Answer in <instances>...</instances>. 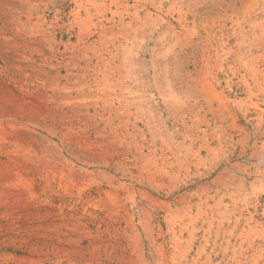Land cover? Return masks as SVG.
Returning a JSON list of instances; mask_svg holds the SVG:
<instances>
[{
	"label": "rangeland",
	"instance_id": "rangeland-1",
	"mask_svg": "<svg viewBox=\"0 0 264 264\" xmlns=\"http://www.w3.org/2000/svg\"><path fill=\"white\" fill-rule=\"evenodd\" d=\"M262 109L264 0H0V264H264Z\"/></svg>",
	"mask_w": 264,
	"mask_h": 264
},
{
	"label": "bare ground",
	"instance_id": "bare-ground-1",
	"mask_svg": "<svg viewBox=\"0 0 264 264\" xmlns=\"http://www.w3.org/2000/svg\"><path fill=\"white\" fill-rule=\"evenodd\" d=\"M96 4H98V3H96ZM100 4H101V3H100ZM104 5H105V4H104ZM97 8H98V7H97ZM260 22H261V21H260ZM254 23H255V22H254ZM242 30H243V29H242ZM104 32H105V31H104ZM101 33H102V32H101ZM99 35H100V33H99ZM239 44H240V42H239ZM8 46H9V45H8ZM101 52H102V51H101ZM107 53H108V52H107ZM112 55H113V54H112ZM99 56H101V55H99ZM104 58H105V57H104ZM113 58H114V57H113ZM102 59H103V58H102ZM100 60H101V59H100ZM104 60H105V59H104ZM101 61H102V60H101ZM259 61H260V60H259ZM99 62H100V61H99ZM88 63H90V62H88ZM103 63H104V62H103ZM100 64H101V63H100ZM105 64H106V62H105ZM97 65H98V64H97ZM106 65H107V64H106ZM249 65H250V64H249ZM85 66H86V65H85ZM89 66H90V65H89ZM101 66H102V65H101ZM107 66H108V65H107ZM258 66H259V65H258ZM103 67H104V66H103ZM105 67H106V66H105ZM109 68H110V67H109ZM249 68H250V67H249ZM94 69H95V68H94ZM103 69H104V68H103ZM115 69H116V68H115ZM92 70H93V69H92ZM97 70H98V69H97ZM256 70H257V69H256ZM100 72H101V71H100ZM253 72H254V71H253ZM101 73H102V72H101ZM102 75H103V74H102ZM242 75H243V74H242ZM98 76H99V74H98ZM254 76H255V75H254ZM96 77H97V76H96ZM252 77H253V76H252ZM248 78H250V77L248 76ZM256 80H257V79H256ZM258 80H259V79H258ZM244 81H245V80H244ZM244 81H243V82H244ZM246 82H247V81H246ZM84 85H85V84H84ZM245 85H246V84H245ZM250 88H251V87H250ZM250 88H249V89H250ZM260 88H261V87H260ZM249 89H248V90H249ZM252 95H254V94H252ZM253 101H254V100H253ZM2 102H3V101H2ZM258 102H260V101H258ZM253 106H254V105H253ZM259 108H260V107H259ZM256 109H257V108H256ZM262 110H263V109H262ZM256 111H257V110H256ZM263 111H264V110H263ZM263 113H264V112H263ZM255 114H256V113H255ZM257 115H258V114H257ZM258 116H260V115H258ZM260 119H261V118H260ZM257 120H258V119H257ZM4 135H5V134H4ZM154 141H155V140H154ZM154 141H153V142H154ZM19 143H20V142H19ZM14 144L17 145L18 143H14ZM24 144H25V143H24ZM128 144H129V143H128ZM152 144H153V143H152ZM0 145H1V144H0ZM28 145H29V144H28ZM135 145H136V144H135ZM153 145H154V144H153ZM10 146H11V145H10ZM14 147H15L16 150H17V147H16V146H14ZM20 147H22V144H21ZM28 147H29V146H28ZM155 147H156V146H155ZM6 148H8V147H6ZM15 148H14V149H15ZM26 148H27V147H26ZM139 148H140V147H139ZM153 148H154V147H152V149H153ZM12 149H13V148H12ZM14 149H13V150H14ZM24 149H25V147H24ZM24 149H23V150H24ZM149 149H150V148H149ZM16 150H14V151H16ZM139 150H140V149H139ZM139 150H138V151H139ZM17 151H18V150H17ZM17 151H16V155L19 156V155H18L19 152L17 153ZM28 151H29V150H28ZM140 151H141V150H140ZM153 151H154V149H153ZM26 154H27V152H26ZM33 154H34V153H33ZM138 154H139V153H138ZM172 154H175V153H172ZM31 155H32V154H31ZM34 155H35V154H34ZM25 158H28V157H25ZM139 158H140V157H139ZM19 159H20V158H19ZM164 159H165V158H164ZM29 160H30L31 162H33V163L38 162V160H37L35 157H32V156H31V158H29ZM166 160H167V159H166ZM39 162H40V161H39ZM46 162H48V161H45L44 164H46ZM48 163H49V162H48ZM36 164H37V163H36ZM36 164H35V165H36ZM0 165H1V164H0ZM39 165H40V164H39ZM3 167H4V166H3ZM3 167H2V168H3ZM5 167H6V166H5ZM44 167H45V166H44ZM51 167H53V165H51ZM48 168H49V167H48ZM49 169H50V168H49ZM8 170H10V169L8 168ZM0 172H2L1 169H0ZM245 197H246V196H245ZM259 198H260V197H259ZM189 200H190V199H188V201H189ZM254 200H255V199H254ZM184 201H185V200H184ZM220 201H221V200H220ZM220 201H218V202L220 203ZM185 202H186V201H185ZM185 202H184V203H185ZM244 204H245V203H244ZM250 204H251V203H250ZM254 204H255V203H254ZM246 206H247V205H246ZM249 206H250V205H249ZM191 208H192V207H191ZM169 209H170V208H169ZM222 212H223V211H222ZM263 212H264V211H263ZM263 212H262V213H263ZM220 213H221V211H220ZM252 213H253V212H252ZM108 214H109V213H108ZM167 215H168V214H167ZM214 215H215V214H214ZM220 215H221V214H220ZM225 215H226V213H225ZM248 215H249V214H248ZM173 216H174V215H173ZM175 216H176V215H175ZM227 216H228V215H227ZM181 218H182V217H181ZM210 218H211V217H210ZM247 218H248V217H247ZM166 219H167V218H166ZM170 219H172V218H170ZM208 219H209V218H208ZM250 219H251V218H250ZM256 219H257V218H256ZM167 220H169V219H167ZM181 220H182V219H181ZM183 221H184V220H183ZM210 221H211V220H210ZM222 221H223V220H222ZM256 221H257V220H256ZM180 222H182V221H180ZM238 222H239V221H238ZM258 222H259V221H258ZM213 223H214V222H213ZM215 223H216V222H215ZM218 223H221V222H218ZM255 223H256V222H255ZM167 224H168V223H167ZM210 224H211V223H210ZM221 224H223V223H221ZM235 224H236V223H235ZM235 224H234V225H235ZM239 224H240V223H239ZM247 224H248V223H247ZM253 224H254V223H253ZM258 224H259V223H258ZM206 225H207V224H206ZM212 225H214V224H212ZM217 225H218V224H217ZM256 225H257V224H256ZM256 225H255V226H256ZM246 226H247V225H246ZM263 226H264V225H263ZM211 227H212V226H211ZM236 228H238V227H236ZM253 228H254V226H253ZM255 228H257V227H255ZM261 228H262V225H261ZM170 229H171V228H170ZM217 229H218V228H217ZM220 229H221V228H220ZM263 229H264V228H263ZM208 230H209V227H208ZM210 230H211V229H210ZM221 230H222V229H221ZM225 230H226V229H225ZM255 230H256V229H255ZM171 231H172V230H171ZM232 231H233V230H232ZM245 231H246V230H245ZM207 232H208V231H207ZM227 232H228V231H227ZM118 233H119V232H118ZM172 233H173V232H172ZM177 233L179 234V232H177ZM229 233H232V232L229 231ZM235 234H236V233H235ZM239 234H242V233H239ZM176 235H177V234H176ZM217 236H218V231H217ZM257 236H258V234H257ZM240 237H241V236H240ZM253 237H254V236H253ZM236 239H237V238H236ZM242 239H243V238H242ZM245 239H246V238H245ZM251 239H252V238H251ZM251 239H250V240H251ZM258 239H259V238H258ZM262 239H263V238H262V236H261V240H262ZM243 240H244V239H243ZM253 240H254V238H253ZM239 242H240V241H239ZM241 242H242V241H241ZM248 242H249V241H248ZM174 243H175V242H174ZM180 243H181V242H180ZM234 243H235V242H234ZM244 243H245V242H244ZM245 244H246V243H245ZM259 244H260V243H259ZM234 245H235V244H234ZM239 245H240V244H239ZM239 245H238V246H239ZM246 245H247V244H246ZM176 246H177V245H176ZM180 246H181V245H180ZM247 246H248V245H247ZM249 246H250V245H249ZM99 247H100V246H99ZM233 247H234V246H233ZM239 247H240V246H239ZM243 247H244V246H243ZM160 248H161V247H160ZM133 249H134V248H133ZM161 249H162V248H161ZM235 249H236V248H235ZM235 249H234V250H235ZM245 249H246V248H245ZM177 250H178V249H177ZM161 251H162V250H161ZM170 251H171V250H170ZM237 251H238V250H236V252H237ZM245 251H246V250H245ZM166 252H167V250H166ZM243 252H244V250H243ZM257 252H258V251H257ZM162 253H163V252H162ZM167 253H169V252H167ZM167 253H166V254H167ZM238 253H239V252H238ZM238 253H237V254H238ZM255 253H256V252H255ZM159 254H160V253H159ZM176 255H177V254H175V256H176ZM231 255H232V254H231ZM235 256H236V255H235ZM242 256H243V255H242ZM244 256H245V255H244ZM244 256H243V257H244ZM246 256H247V255H246ZM135 257H136V256H135ZM161 257H162V256H161ZM167 257H168V256H167ZM172 257H173V256H172ZM231 257H232V256H231ZM259 257H260V256H259ZM169 258H170V257H169ZM169 258H167V259H169ZM253 258H254V257H253ZM231 259H232V258H231ZM233 259H234V258H233ZM254 259H255V258H254ZM161 260H162V259H161ZM228 260H229V259H228ZM240 260H241V259H240ZM162 261H163V260H162ZM167 261H168V260H167ZM234 261H235V259H234ZM248 261H249V260H247V262H248ZM250 261H251V260H250ZM172 262H174V261H172ZM231 262H232V260H231ZM231 262H230V263H231ZM251 262H252V261H251ZM175 263H176V262H175ZM234 263H235V262H234ZM237 263H238V262H237ZM167 264H168V263H167ZM249 264H250V263H249Z\"/></svg>",
	"mask_w": 264,
	"mask_h": 264
}]
</instances>
